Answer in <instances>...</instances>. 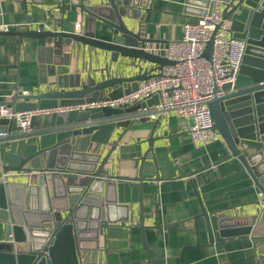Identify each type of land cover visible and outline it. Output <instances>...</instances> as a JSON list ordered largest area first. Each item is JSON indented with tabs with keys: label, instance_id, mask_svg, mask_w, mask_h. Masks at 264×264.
Listing matches in <instances>:
<instances>
[{
	"label": "water",
	"instance_id": "water-1",
	"mask_svg": "<svg viewBox=\"0 0 264 264\" xmlns=\"http://www.w3.org/2000/svg\"><path fill=\"white\" fill-rule=\"evenodd\" d=\"M220 1L225 3L224 16L232 22L234 37L246 42V54L235 83L224 85L225 94L207 103L228 154L199 171L236 161L263 195L261 208L251 216L231 221L209 216L214 232L234 238L250 236L256 225H264V0ZM210 2L185 0L184 14L202 17ZM141 6L138 0L83 1L77 6L82 14L80 30L0 31L20 41L44 40L62 58L52 90L16 94L10 105L26 112L115 100L136 91L141 82L161 76L163 67L175 63L145 50L147 45L167 42L143 36ZM73 44L95 50L98 67L91 65L85 75L67 76ZM213 46L214 38L203 54L209 62ZM128 67L138 72L122 75ZM159 102L156 94L125 107L35 115L29 132H23L15 120L0 121V133L8 134L0 136V264H84L81 253L88 250L89 239H96L101 222L103 229L114 223L116 198L111 194L117 182L144 181L142 170L138 178L104 172L117 146L110 140L116 130L124 129L118 136L121 140L133 125L159 115L154 109ZM161 121V117L153 121L142 162L152 158L157 164L155 144L167 137V133L155 136ZM103 145L111 146L105 156L100 153ZM160 180L157 175L154 181ZM201 209L196 220L208 215ZM139 227L144 234L143 213Z\"/></svg>",
	"mask_w": 264,
	"mask_h": 264
},
{
	"label": "crops",
	"instance_id": "crops-1",
	"mask_svg": "<svg viewBox=\"0 0 264 264\" xmlns=\"http://www.w3.org/2000/svg\"><path fill=\"white\" fill-rule=\"evenodd\" d=\"M83 1L92 3V0H0V31L74 32L76 24H82L77 6ZM138 2L143 5L140 14L144 16L142 34L145 38L178 41L183 37V25L198 18L184 14L185 0ZM95 55L92 48L73 44L67 76L84 74L91 65L97 68ZM61 62L62 58L54 55L53 45L44 40L20 41L18 36L0 34V103L10 105L16 94L52 90ZM125 62L133 63L132 60ZM137 72L136 68L128 67L121 74L132 76ZM161 123L155 136L167 133V137L155 144L157 164L152 158L142 162L148 149L145 140L153 127L151 117L133 125L121 140L118 136L124 129L114 132L110 142L117 146L104 172L138 178L142 170L144 181L117 182L111 194L116 198L114 223L103 229L105 222H101L96 239H89L88 250L81 253L82 262L264 264V241L259 239L264 237V225H256L250 236L226 238L219 230L213 231L209 217L213 215L217 221L223 216L231 221L257 213L263 202L260 190L236 161L199 171L226 157L228 151L224 142L196 149L183 116L172 113L168 119L162 118ZM110 150V145L100 147L103 156ZM196 171L199 173L189 176ZM157 175L162 180L154 181ZM201 206L208 215L196 220L202 214ZM142 213L144 234L139 227Z\"/></svg>",
	"mask_w": 264,
	"mask_h": 264
},
{
	"label": "built area",
	"instance_id": "built-area-1",
	"mask_svg": "<svg viewBox=\"0 0 264 264\" xmlns=\"http://www.w3.org/2000/svg\"><path fill=\"white\" fill-rule=\"evenodd\" d=\"M224 9L223 1L211 0L204 16L183 25L181 39L147 45L146 51L165 56L175 64L163 67L161 76L141 82L136 91L115 100L100 99L46 111L17 112L12 106L0 103V121L15 120L23 132H29L35 115L125 107L159 94L160 102L154 108L159 115H152L153 121L159 117L168 119L172 113L183 116L188 122V133L196 149L224 142L215 128L207 103L225 94L224 85L235 83L246 54V42L234 37L232 22L225 18ZM80 28L81 23H77L76 29ZM213 38V57L209 62L203 54ZM7 135L0 133V136Z\"/></svg>",
	"mask_w": 264,
	"mask_h": 264
}]
</instances>
